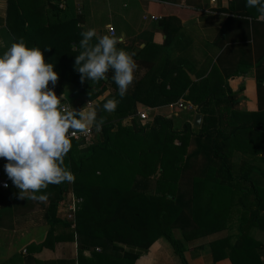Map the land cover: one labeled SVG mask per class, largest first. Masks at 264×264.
<instances>
[{
    "label": "trees",
    "instance_id": "16d2710c",
    "mask_svg": "<svg viewBox=\"0 0 264 264\" xmlns=\"http://www.w3.org/2000/svg\"><path fill=\"white\" fill-rule=\"evenodd\" d=\"M176 20L171 17L169 23ZM79 22L80 17H73L44 26L27 25L20 30L24 44L28 48H39L45 62L53 64V70L59 76L55 85L57 94L63 92L65 80L73 82L91 100L98 99L112 85L113 90L101 98L98 105L103 110L108 99L119 100L113 112L119 119L136 115L139 102L154 104L152 99L160 95V89H146L144 78L122 99L112 80L111 70L106 79L81 82L80 73L75 68L83 31ZM174 31L167 28L168 39ZM180 69L177 76L170 74L169 79L167 77L160 83L162 88L170 84V89L165 92L171 100L181 98L192 84L190 79L184 82L180 74L184 70ZM153 76L150 77L152 81ZM208 102L199 105L198 112L204 115L200 127L186 122L182 130H174L172 121L163 116H157L151 124H142L136 118L135 131L133 126H121L119 132L126 130L133 134L129 143L137 151L136 155L126 158L117 149H109L114 128L110 120H105L101 131L104 141L87 146L85 140L72 139L65 167L75 175V182L49 185L37 193L47 194L46 202L28 197L19 201L11 180L9 188L0 190L8 200L14 201V210L17 204L27 208L38 206L44 210L51 229L39 246L54 247L59 241L74 242L76 235L80 234L84 241L78 251V264H135L141 256L139 251L149 250L160 237L171 242L183 263L189 264L184 255L188 247L174 235L175 228L191 242L212 237L211 264H219L224 259L230 264H264V241L251 233L253 227L264 230V187L252 180L256 170L253 159L259 157V152H264V121L251 119L252 115L257 117L259 113L242 112L228 104L222 106L223 101L210 106L212 97ZM226 116L228 118L224 119ZM249 132L256 133L253 143L259 145L247 151V157L238 164L233 157L235 143L241 134ZM205 140L210 142L208 149ZM193 141L198 151L189 152ZM200 153H204L208 166L201 168V175L193 177L189 194L181 189L180 181L191 160ZM124 160L129 162V169ZM71 193L83 199L75 219L57 218V209L61 204L66 205L65 199ZM236 194H239L237 200ZM235 206H240V214L236 225L238 232L233 236L226 230L231 229ZM59 227L62 231L57 232ZM98 245L111 250L100 248L98 251L94 248Z\"/></svg>",
    "mask_w": 264,
    "mask_h": 264
},
{
    "label": "crops",
    "instance_id": "0c3cea01",
    "mask_svg": "<svg viewBox=\"0 0 264 264\" xmlns=\"http://www.w3.org/2000/svg\"><path fill=\"white\" fill-rule=\"evenodd\" d=\"M145 15H157L160 18L146 19ZM257 16L255 9L246 7V0H0V55L13 42L23 40L20 30L24 26H44L80 17L78 25L83 31L95 29L99 35L111 34L108 27L112 25L116 29V36L124 35L117 47L134 53L133 59L138 65L135 80L128 91L135 89L142 78L146 89H160V95L152 99L154 104L139 102L138 111L151 108L150 115L154 120L157 116L166 117L172 121L174 130L179 131L186 122L197 127L194 121L200 113L199 105L208 104L212 97L210 106L223 101L222 106L228 104L242 112L259 113L257 117L252 115L251 119L264 121V20L258 21ZM171 17L177 20L169 23ZM168 27L171 31L175 29L170 39ZM179 68L184 70L180 72L184 82L190 79L192 83L179 99L189 101L196 107L195 111L173 110L170 105L179 99L171 100L165 92L170 89V84L165 88L161 87L163 80L171 77L170 74L177 76ZM151 76L154 82L150 79ZM49 88L57 96L63 97L62 104L69 105L70 109L94 108L98 118L103 117L114 123L109 149H117L123 158L137 154L129 143L133 134L118 130L121 126H133L135 131L134 121L136 118L140 121L137 114L119 119L113 112L102 110L98 105L100 99L113 90L112 85L102 96L93 100L71 81H64L61 94H57L51 83ZM169 98L171 101H168ZM227 118L228 116L224 119ZM203 119L202 114L201 125ZM255 134L249 132L238 137L233 150L234 161L238 164L247 157V151L259 145L253 143ZM103 138L102 132L96 133L94 130L93 136L85 144L89 146ZM177 143L180 145V142ZM204 145L208 149L210 142L205 140ZM196 149L197 144L193 141L189 152ZM173 152L177 151L173 149ZM262 153L259 152V157L253 159L256 170L252 174V180L264 187ZM205 159L204 153H200L191 160L187 173L183 174L180 181L182 190L191 193L193 177L201 175V168L208 166ZM123 162L129 169V162ZM6 163L5 159H0V169L4 172ZM243 167L250 168L249 165ZM13 186L15 197L21 201L19 189L14 184ZM30 195L31 193H26L25 199ZM234 197L237 200L239 194ZM12 202L14 201L8 200L0 190V264H78V251L84 241L80 234L76 235L74 242L59 241L54 247H41L39 245L46 240L51 229L45 220L44 210L38 206L27 208L20 204L14 210ZM239 208L240 206H235L233 216H239ZM63 212L58 208L57 218L65 219ZM60 230L62 228H57V232ZM251 233L256 239L264 241V230L253 227ZM208 240V243L199 247L196 244L187 245L184 255L188 263L213 262L211 239ZM94 248L98 251H101L100 248L111 250L110 247L101 245ZM174 250L166 238L160 237L151 249L139 251L141 256L135 264H181L182 259ZM219 264H230V261L224 259Z\"/></svg>",
    "mask_w": 264,
    "mask_h": 264
},
{
    "label": "clouds",
    "instance_id": "9594fccd",
    "mask_svg": "<svg viewBox=\"0 0 264 264\" xmlns=\"http://www.w3.org/2000/svg\"><path fill=\"white\" fill-rule=\"evenodd\" d=\"M246 7L256 10L258 21L264 20V0H246ZM81 36V51L75 58L81 82L106 79L111 70L119 97H125L138 65L134 53L117 47L124 35H99L88 29ZM53 69L39 48H28L23 40L0 55V158L7 161L4 170L21 199L31 193L29 199L46 202L47 194L37 193L49 185L74 183L75 175L65 167L72 137L93 129L100 133L105 123L94 108H65L63 97L49 88L59 79ZM118 104L119 100L108 99L103 109L111 113Z\"/></svg>",
    "mask_w": 264,
    "mask_h": 264
},
{
    "label": "built area",
    "instance_id": "2783aa9c",
    "mask_svg": "<svg viewBox=\"0 0 264 264\" xmlns=\"http://www.w3.org/2000/svg\"><path fill=\"white\" fill-rule=\"evenodd\" d=\"M145 18L146 19L151 18L153 20H158L160 17L157 15H145ZM108 28L111 34H115L116 29L114 26L109 25ZM63 105L65 106V108L70 109L69 105L67 104H63ZM170 107L177 112L183 109H187L191 111L196 110V107L193 104H191L189 101H186L184 99H179L176 103H172ZM150 109L151 108L147 107L137 112V116L139 117L141 123L151 124L154 122V119L150 115ZM93 133H94V129L90 131L87 135L77 134L76 136H73L72 139L88 141L93 136ZM262 155L264 157V152L262 153ZM5 185H7V187H5ZM9 187H10V179L8 178L7 174L3 170L0 169V189H7ZM69 196H71L70 197L71 203L69 204L66 203V205H64L63 207L66 208V211H68L65 219L72 220V219H75L76 212L79 208V204L83 199L76 197L73 193H71Z\"/></svg>",
    "mask_w": 264,
    "mask_h": 264
},
{
    "label": "rangeland",
    "instance_id": "374dc122",
    "mask_svg": "<svg viewBox=\"0 0 264 264\" xmlns=\"http://www.w3.org/2000/svg\"><path fill=\"white\" fill-rule=\"evenodd\" d=\"M90 140V139H89ZM178 142V141H177ZM178 144V143H177ZM71 196H68V198H66L65 199V201H66V203H71V198H70ZM64 205L63 204H61L60 206H59V209L60 210H62L63 209V213H62V215H63V217L65 218L66 217V215H67V213H68V211H66V208H64L63 207ZM66 211V212H65ZM63 217H61V218H63ZM239 221H238V219H237V217L236 216H234L233 218H232V220H231V229H229V232H230V234L231 235H235L238 231H237V227H236V225H237V223H238ZM174 232V235L177 237V238H179L180 240H182L183 242H184V244L187 246H189V245H193V244H196V245H198L197 247H199V246H203V244L204 243H208L209 242V240L208 239H211L212 240V238H207V237H205V238H199V239H196V240H193L192 242L191 241H188V240H186V238H185V236L182 234V232L181 231H179L178 229L177 230H174L173 231ZM228 232V233H229ZM154 243H156V241L154 242ZM154 243L150 246V249H151V247L154 245ZM170 243V245L172 246V249H174V246L171 244V242H169ZM175 251V250H174ZM152 255H150L149 257L150 258H152L151 257ZM148 257V258H149ZM149 258V260H151ZM146 259V258H145ZM147 261H148V259H146ZM189 263H191L192 264V262H189ZM181 264H183V261H181Z\"/></svg>",
    "mask_w": 264,
    "mask_h": 264
},
{
    "label": "water",
    "instance_id": "95a60500",
    "mask_svg": "<svg viewBox=\"0 0 264 264\" xmlns=\"http://www.w3.org/2000/svg\"><path fill=\"white\" fill-rule=\"evenodd\" d=\"M202 121V114H197L195 117L194 125L200 127Z\"/></svg>",
    "mask_w": 264,
    "mask_h": 264
}]
</instances>
